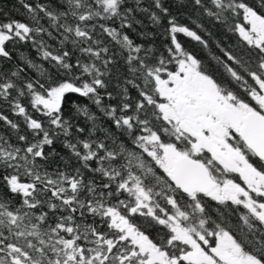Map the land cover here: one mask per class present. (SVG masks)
I'll list each match as a JSON object with an SVG mask.
<instances>
[{
  "label": "snow or ice",
  "instance_id": "1",
  "mask_svg": "<svg viewBox=\"0 0 264 264\" xmlns=\"http://www.w3.org/2000/svg\"><path fill=\"white\" fill-rule=\"evenodd\" d=\"M17 3L0 264H264V0ZM208 23L236 37L214 68L184 43Z\"/></svg>",
  "mask_w": 264,
  "mask_h": 264
},
{
  "label": "trees",
  "instance_id": "2",
  "mask_svg": "<svg viewBox=\"0 0 264 264\" xmlns=\"http://www.w3.org/2000/svg\"><path fill=\"white\" fill-rule=\"evenodd\" d=\"M14 5L19 7L17 0H0V7L4 8L5 11H9L12 16L22 19L23 17L20 14L13 11ZM20 11L22 13L23 9L21 8ZM206 27L208 32L211 33V36H208L207 33H205V38L209 41V46L207 48H204L197 42L191 41L190 39H184V43L188 50L194 52L205 62V64L210 63L214 68L216 66V61L213 59V57L222 55L220 48L217 47V43L220 42L224 46L232 45L235 44L236 37L232 36L231 34L225 35L222 29L211 23L206 24ZM143 42L146 45H151L160 50H163V45L166 43L164 36L159 30L156 31V35L151 40H145ZM21 51L24 55L31 54L29 48H24Z\"/></svg>",
  "mask_w": 264,
  "mask_h": 264
}]
</instances>
